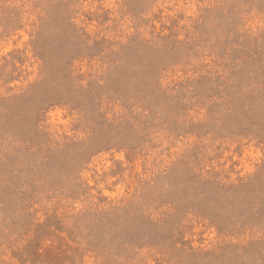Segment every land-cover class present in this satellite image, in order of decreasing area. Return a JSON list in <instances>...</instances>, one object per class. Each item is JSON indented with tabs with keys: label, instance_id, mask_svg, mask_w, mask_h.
Instances as JSON below:
<instances>
[{
	"label": "rangeland",
	"instance_id": "obj_1",
	"mask_svg": "<svg viewBox=\"0 0 264 264\" xmlns=\"http://www.w3.org/2000/svg\"><path fill=\"white\" fill-rule=\"evenodd\" d=\"M0 264H264V0H0Z\"/></svg>",
	"mask_w": 264,
	"mask_h": 264
}]
</instances>
